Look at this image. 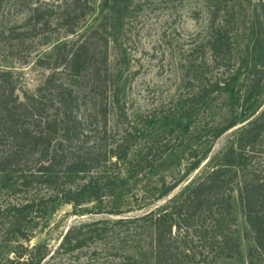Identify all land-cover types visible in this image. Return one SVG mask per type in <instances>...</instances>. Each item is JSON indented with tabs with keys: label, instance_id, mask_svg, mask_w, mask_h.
I'll list each match as a JSON object with an SVG mask.
<instances>
[{
	"label": "trees",
	"instance_id": "obj_1",
	"mask_svg": "<svg viewBox=\"0 0 264 264\" xmlns=\"http://www.w3.org/2000/svg\"><path fill=\"white\" fill-rule=\"evenodd\" d=\"M53 1L56 4H29L28 29L53 27L71 37L38 61L48 73L36 93L19 96L12 72L0 68V231L11 254L0 257V264H43L49 248L42 242L28 243L33 237L28 223L60 204L79 214L141 212L111 223L71 225L57 250L71 252L111 235L117 257L112 264H209L235 246V191L255 248L264 255V174L254 160L255 147L264 138V108L256 113L263 78L250 67L243 83L236 85L247 66L234 70L235 0H217L207 39L191 50L184 67L197 81L188 101L200 103L212 95V100L225 97L229 102L230 119L210 126L213 139L238 120L247 122L202 173L152 207L204 156L194 159L178 180L153 178L169 146L161 131L140 129L129 116L120 69L110 58L108 25L101 21L78 32L79 21L91 9L88 0ZM9 32L0 28L3 38L10 37ZM199 52L207 54L204 65L210 76L204 82L196 64ZM235 106L239 112L234 115ZM137 146L139 152H131ZM129 234L135 248L125 249Z\"/></svg>",
	"mask_w": 264,
	"mask_h": 264
},
{
	"label": "rangeland",
	"instance_id": "obj_2",
	"mask_svg": "<svg viewBox=\"0 0 264 264\" xmlns=\"http://www.w3.org/2000/svg\"><path fill=\"white\" fill-rule=\"evenodd\" d=\"M108 1L107 6L105 2ZM43 5L53 0H28L21 5L16 0H0V28L12 33L10 37L0 35V68L9 70L17 83V93L35 94L43 83L48 69L38 64L48 58L52 48L71 35L63 29L38 27L28 29L32 23L26 21L29 4ZM91 9L81 19L78 32L89 29L103 21L110 30V58L119 67L123 100L127 112L140 129L147 132L161 131L169 146L165 158L157 162L153 178H164L173 182L185 176L184 171L194 159H201L181 183L163 199L150 207L164 203L176 195L188 180L202 173L211 160L222 152L235 138L240 127L247 121L238 120L234 127L217 139L212 137L210 126L230 119V108L225 97L191 103L188 98L196 90L197 81L187 72L186 65L191 50L207 39L212 8L217 0H88ZM235 24L231 25L234 36L233 54L236 59L234 70L247 66L242 78L249 75L250 67L262 76V94L256 113L264 108V0H235ZM52 26H54L52 24ZM24 32L18 34L16 32ZM9 32V33H10ZM198 75L202 81L210 76L205 67L207 54L196 55ZM239 112L235 106L234 115ZM233 115V116H234ZM250 119V118H249ZM248 119V120H249ZM153 123V124H152ZM187 123V125H186ZM186 125V126H185ZM134 147L131 152H139ZM255 164L264 174V138L255 147ZM234 225L232 239L234 248L228 255L217 257L209 264H264V255L255 248L250 228L245 220L243 206L235 191L231 198ZM132 211L123 214L74 213L72 207L60 204L44 218L33 219L28 229L33 232L29 244L45 243L49 255L43 264H112V247L115 237L87 244L71 252L57 250L65 230L74 224L94 220L113 222L139 214ZM27 229V230H28ZM129 234L123 241L125 249L135 248ZM0 231V257L10 256ZM95 254H93V251Z\"/></svg>",
	"mask_w": 264,
	"mask_h": 264
}]
</instances>
